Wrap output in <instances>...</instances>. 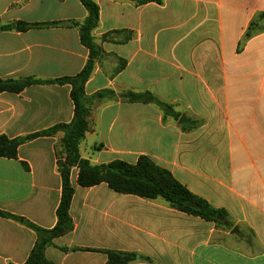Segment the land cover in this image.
Returning a JSON list of instances; mask_svg holds the SVG:
<instances>
[{"label": "crops", "instance_id": "1", "mask_svg": "<svg viewBox=\"0 0 264 264\" xmlns=\"http://www.w3.org/2000/svg\"><path fill=\"white\" fill-rule=\"evenodd\" d=\"M95 1L100 22L93 35L103 54L86 95L149 92L179 118L164 117L153 104L120 98L95 102L86 140L97 138V154L82 157L102 165L135 164L148 156L193 194L226 210L233 226L218 227L163 200L115 193L105 183L83 188L72 174L74 229L56 245L134 252L139 258L133 264H264V0H165L142 6ZM87 17L79 0H0L3 23ZM88 59L76 28L0 35L3 79L75 76ZM71 90L37 85L1 94L0 135L15 139L70 123ZM184 115L187 122L179 124ZM61 137L24 144L15 160L0 158L1 211L44 229L56 226L62 181L55 146ZM36 241L34 231L0 217V264H24ZM46 257L55 264L107 263L103 253L54 247Z\"/></svg>", "mask_w": 264, "mask_h": 264}, {"label": "trees", "instance_id": "2", "mask_svg": "<svg viewBox=\"0 0 264 264\" xmlns=\"http://www.w3.org/2000/svg\"><path fill=\"white\" fill-rule=\"evenodd\" d=\"M88 12L84 21H67L51 23H27L14 21L3 23L0 20V35L4 32L25 33L30 30L49 28H76L79 31L80 42L89 51V59L80 73L75 76L44 80L36 77L20 79H3L0 77V95L3 93L20 94L27 88L37 85H70L71 99L74 103V118L70 123H61L46 130L30 135L10 139L0 135V158L15 160L18 158L19 148L43 137H62L56 147L58 155V172L62 181V197L57 209V224L52 229H44L26 218L12 215L0 210V217L13 220L37 235V241L24 264H55L46 257L48 248L54 247L68 252H98L107 255L106 264H133L138 261V254L134 252H120L113 250H97L90 248L72 249L59 247L55 241L71 233L74 223L70 214L75 196L72 181L73 171H79L77 184L83 188H92L107 184L110 190L122 195H133L144 200H163L170 208L199 217L207 222L215 223L218 227L231 229L229 214L224 209L212 206L207 200L193 194L167 169L158 166L148 156H140L135 164L123 160H115L108 164L93 165L81 155L80 146L91 131L89 121L91 106L95 102L105 99L120 98L130 103H144L156 105L164 113V117L172 116L176 119L172 106L165 104L149 92L134 93L131 91L116 94L111 90H104L88 97L85 87L95 70L96 62L103 51L96 43L94 31L99 27L100 8L95 0H79ZM142 6L150 3L162 5L165 0H130ZM264 20V13L260 16ZM122 69V68H121ZM187 125L182 128L187 130ZM194 128V126H192ZM141 260L153 263L150 258L142 256Z\"/></svg>", "mask_w": 264, "mask_h": 264}, {"label": "rangeland", "instance_id": "3", "mask_svg": "<svg viewBox=\"0 0 264 264\" xmlns=\"http://www.w3.org/2000/svg\"><path fill=\"white\" fill-rule=\"evenodd\" d=\"M87 138V137H86ZM86 140V139H85ZM83 141L82 144H81V153L82 155L86 156V157H93V154H97V152L93 149L94 147V144L98 141L97 138L95 137H88V139L86 141ZM60 141V140H59ZM59 141L58 143L56 144L55 146V155H56V158H57V162H58V155H57V150H56V147L58 146L59 144ZM98 143V142H97ZM95 149H97V144L95 145ZM90 161V160H89ZM91 162V161H90ZM94 165V164H93ZM58 166V165H57ZM73 174L74 176H76V181L78 179V174H79V171L78 170H74L73 171Z\"/></svg>", "mask_w": 264, "mask_h": 264}, {"label": "water", "instance_id": "4", "mask_svg": "<svg viewBox=\"0 0 264 264\" xmlns=\"http://www.w3.org/2000/svg\"><path fill=\"white\" fill-rule=\"evenodd\" d=\"M187 122V118H186V116L184 115V116H182V118L179 120V124H184V123H186ZM235 232H238V229L237 228H235L234 230H233V233H235ZM138 258H139V256H138Z\"/></svg>", "mask_w": 264, "mask_h": 264}]
</instances>
